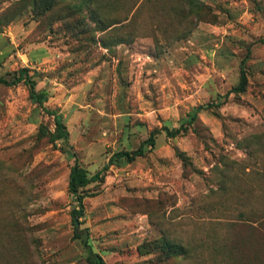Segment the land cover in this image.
Returning <instances> with one entry per match:
<instances>
[{"label":"rangeland","instance_id":"rangeland-1","mask_svg":"<svg viewBox=\"0 0 264 264\" xmlns=\"http://www.w3.org/2000/svg\"><path fill=\"white\" fill-rule=\"evenodd\" d=\"M263 39L264 0H0V77L31 69L100 175L75 227L53 117L0 85V264H90L76 232L104 264H264ZM242 66L246 90L226 97Z\"/></svg>","mask_w":264,"mask_h":264},{"label":"trees","instance_id":"trees-1","mask_svg":"<svg viewBox=\"0 0 264 264\" xmlns=\"http://www.w3.org/2000/svg\"><path fill=\"white\" fill-rule=\"evenodd\" d=\"M20 83H24L28 87L31 99L34 100L36 103H38L48 115L53 117L55 124V133H53L51 136L54 141H62V145L60 146V149H62L65 152V154L70 159L73 160V163L70 167L68 191L72 196L73 203L75 204V207L72 209L71 213L74 218L73 219L74 225L76 227L77 225L75 223V219L77 218L79 219L80 217H82L85 211L84 190L86 186H88L91 182L98 180L100 178V175L96 174L93 177H89L88 172L79 164V160L76 153L69 149L70 148L68 144L69 131L67 129L66 124L64 123L63 117L60 114H58L55 110H51L45 106V103L47 101L46 93L37 90V82L34 79V74H32L31 69L23 68L15 72L13 79L0 77V85L15 86ZM247 85H248V79H247L246 71L244 69V66H242L239 83L233 88H231L230 91H228L226 97H229L230 94L232 93L244 92L246 90ZM221 104L222 103L220 102H213L207 105L196 106L187 115V118L181 122L178 128L170 129L169 127L165 126L163 130L167 132L168 136L175 137L185 128V126L192 125L197 120L199 113L201 111L213 107H219ZM155 146H156V138L154 133H152L148 137V139L142 142L141 145L134 151H120L114 153L110 157L109 162L107 163V165H105L104 169L106 170L110 165L114 164L118 160H125L127 162H131L135 160L137 157L144 156L148 151V149H152ZM75 236L76 238H83L84 244L89 254L88 261L90 262V264H104L103 258L98 253L94 252L91 244H89L88 233H86V235H83L76 232ZM158 244H159L158 245L159 249L168 255L179 256V255H184L187 252L186 248H184L182 245L178 243H172L165 239L159 241Z\"/></svg>","mask_w":264,"mask_h":264},{"label":"water","instance_id":"water-1","mask_svg":"<svg viewBox=\"0 0 264 264\" xmlns=\"http://www.w3.org/2000/svg\"><path fill=\"white\" fill-rule=\"evenodd\" d=\"M76 224H78V221L76 220Z\"/></svg>","mask_w":264,"mask_h":264}]
</instances>
